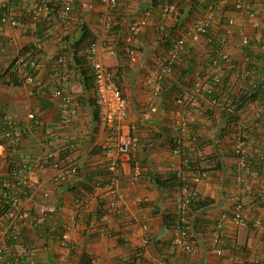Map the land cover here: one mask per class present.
Returning <instances> with one entry per match:
<instances>
[{
	"label": "crops",
	"instance_id": "0c3cea01",
	"mask_svg": "<svg viewBox=\"0 0 264 264\" xmlns=\"http://www.w3.org/2000/svg\"><path fill=\"white\" fill-rule=\"evenodd\" d=\"M6 1L0 0V4ZM38 1L15 0L16 5L13 4L10 8L16 15L19 26L11 28L0 25V73L8 67L23 47L27 44L34 45L31 24ZM85 1L94 4L95 9L89 10L76 4V10L74 9L76 16L71 18L72 22H65L67 26L63 19L59 21L56 18L46 27L43 23L50 18L42 19L37 25V33L42 40V51L38 55L37 80L45 89L44 95L30 96L26 85L19 87L4 85L0 79V112L6 111L18 122H23L29 112L40 109L37 114L39 123L30 122L31 127L24 142V151L31 159L41 155L47 142L46 134L50 131L54 132L53 138L62 149L70 146L73 141L78 145L70 153V157L80 165L78 177L68 184L47 183L42 186L45 175L52 172L44 170L45 174L41 172L32 178V186L35 188L32 193L35 194L32 198L24 200L28 212L37 211L42 206L38 190L43 187L42 192L47 191L50 194L47 206H54L57 209L51 220L53 229L62 226L63 232L66 226L70 225L69 218L76 209L75 203L83 200L78 214L79 221L70 231L75 242V247L71 251L60 244L63 233L52 237L51 234H39L33 224L26 225L25 241L36 249V263L81 264V258L85 253L94 264L112 262L130 264L135 255L141 253L142 257L152 264H264V199L260 196L264 189V100L261 97L249 102L246 109L238 114V122L246 124L243 139L250 165L246 168L239 166V159L233 154L232 147L235 142L232 144L229 139L232 130L226 125L228 115L224 111L213 109L205 95L193 101V87L192 91L190 90V86L193 85L192 76L182 79L185 84L181 82L184 96H188L184 104H178L175 95L165 96L164 91L155 101L153 108L145 110L149 91L148 77L158 70L159 62L167 54V47L156 27L158 22L160 23L157 15L155 17L158 20L152 19L148 26L132 38L131 44L139 53L138 62L131 64L128 60L121 59L117 52L110 53L109 49L113 48L114 41L117 40V36L111 32L107 33L105 52L100 54L104 63L117 75L119 85L128 101L129 114L124 132L127 133L130 127H135L139 139V149L135 158L123 164L117 182V192L123 199L120 212H112L109 208V186L98 189L90 181V177H94L99 169L108 165L107 159L101 154V145L108 142L112 132L99 122L93 99V87L92 84H88L93 83V80L85 81L77 71L68 73V69L67 74L55 79L57 75L51 74L54 67L53 58L62 45L60 42L64 33L72 32L76 33V36L80 34L75 21L88 26L97 38L95 41H98L105 32L104 19L107 17L116 26L118 39L125 40L128 44V28L136 19L144 17L153 0H118L117 6L108 10L99 3V0ZM200 1L202 3V0ZM253 2L256 14H250L252 11L245 14L235 11L233 7L230 10L228 7V12H225L227 20L231 18L237 20L231 34L226 32L228 27L222 25V30H225L223 37L229 39V52L235 59L244 58L237 46L241 45L239 28L245 29L249 34L248 45L252 44V54L251 57L248 54L247 56L254 63V73L249 77L251 83L254 80L262 82L264 77V1ZM208 3L205 1L203 5ZM194 4V0H184L179 7L176 21L181 20L183 16L188 17ZM203 5L201 9L204 8ZM220 10L215 13L213 24L222 19ZM181 12L182 17L179 16ZM177 22H167L166 26L177 27ZM217 29L220 30L219 27H214L213 31L218 32ZM214 42L205 38L203 42L191 46L183 56V58L186 56L183 60L184 68L187 69L191 64L190 60L194 59L196 69L200 68L208 79L207 73L210 68L203 60L208 61L207 58L212 53L211 44ZM89 46L86 45L85 48L88 50ZM66 60L68 64L67 57ZM63 68L67 66L62 65ZM90 69L93 70L91 65ZM178 80L177 76L174 81ZM233 83L231 78L228 87L225 86V90L220 92L221 106L240 95V86H233ZM56 86H63L66 92L73 95L77 106L76 114L66 127L60 124L62 110L59 102L49 94ZM251 86L247 83L248 88ZM189 98L191 100L187 101ZM179 111L186 114L189 121V129L184 134V137H187L185 143L189 146L191 138L197 136L206 158L207 156L210 158L206 165L212 168L210 179L202 184L199 195L207 206L194 207L189 215L190 239L192 237L191 241L196 248L194 253H187L174 244L177 216L173 190L157 183L158 178H163L170 168L180 161V157L172 154L168 143L169 139L180 134L175 126V114ZM7 161L6 150L0 144V172L6 171ZM217 161H220L221 168L216 167ZM135 165L141 169V175L137 180L133 178ZM102 175L106 176V180L109 178L105 173ZM100 202L105 204L106 216L102 217L103 219L95 217ZM239 202L244 204L250 226L246 229L238 228L228 216L219 229L222 239L218 247L222 253L218 254L213 245L217 225L223 214L232 215ZM258 219L262 220L263 224L254 227L253 223ZM4 249L5 256H11L13 252L11 246L7 245Z\"/></svg>",
	"mask_w": 264,
	"mask_h": 264
},
{
	"label": "built area",
	"instance_id": "2783aa9c",
	"mask_svg": "<svg viewBox=\"0 0 264 264\" xmlns=\"http://www.w3.org/2000/svg\"><path fill=\"white\" fill-rule=\"evenodd\" d=\"M10 5L14 4L15 0H10ZM165 5H162L160 23L157 24V30H162L166 26V23L173 21L177 22L178 8L181 0H164ZM9 0L5 2L7 4ZM64 9L62 11L61 18L65 20L70 19V13L74 10L75 4L94 10L95 5L85 0H62ZM99 3L107 10L117 6L118 0H99ZM230 2L222 0L221 4L227 6ZM11 7V6H10ZM236 9L249 8V4L244 0H237L235 2ZM215 6H210L205 16H200L192 21H187L186 25L181 26L179 37L173 42L170 50L166 56L159 62L158 70L152 72L148 77V89L147 98L145 102V110H151L155 104V101L161 96L163 91V82L173 75L175 70V64L182 57V54L186 52V45L188 42L198 43L201 41L203 36L208 30L210 20L214 17ZM54 13V7L51 4V0H39L37 6L33 12L32 17V34H33V48L41 49L42 40L37 33L38 23L48 18ZM151 11L145 12L144 17L136 19L130 26L129 36L127 41L129 44L132 43V38L136 36L143 28L148 26L150 23ZM180 23L181 20H179ZM167 23V24H168ZM184 23V24H185ZM236 19L231 18L229 20L230 25H235ZM0 24L2 26H9L11 28H17L19 21L16 15L10 8L9 14L4 15L1 18ZM104 33L100 36L98 41H94L89 46L88 59L93 67L94 76V87H93V99L97 110L100 124L109 129L112 132V136L109 137L107 143L101 145L102 156L107 159V167L112 170V186H109L110 203L109 208L112 212H120L123 204V199L117 192V182L122 171L123 164L127 161L133 160L135 154L139 149V139L136 133L132 134L130 127L129 132H124V126L128 119L129 105L124 95V92L115 79L114 71L109 68L103 61L100 54H103L106 49L107 33L114 28V24L107 17L104 19ZM231 33V31H228ZM242 45H247L250 41L249 34L245 29H240ZM228 38H224L222 48L220 51L210 57L212 64L210 65V73L208 79L211 83H205V76L202 72L197 71L194 73V91L215 93L218 91V86L222 84V77L225 69L234 73L233 79L240 83L243 87L239 92L240 95L237 97L235 102H226L224 106L217 99L212 98L214 105L218 106L219 109L228 112L229 114H239L241 110H245L246 106L251 100L242 103L240 98L242 95L248 93L247 83L249 76L252 74L251 70L245 68V63L248 62V58H242L243 64L233 60L228 48ZM110 53H116L114 49H109ZM103 52V53H102ZM128 56V62L134 64L138 62L139 53L135 48H126ZM59 63L63 66L66 65V57L59 56ZM222 61L226 68L222 65ZM38 58L36 56L29 57L24 60L20 58L17 62V66L21 67L27 65L30 67L33 73L26 75L25 80L28 84V93L30 96L44 95L45 89L38 83V80L34 73L38 70ZM249 89V88H248ZM250 90V89H249ZM262 92H264V85L262 86ZM52 98L59 102V106L62 110L61 126L66 127L70 124L72 116L77 112V106L74 102V98L69 93H66L65 89L60 86H56L49 93ZM264 94V93H263ZM264 100V98H263ZM182 103V101H180ZM241 106L240 108H238ZM245 108V109H244ZM40 109H34L29 112L24 118L23 122H18L16 118L6 112H0V120L3 123L2 131L0 132V144L5 148L7 154V160H10L12 170L7 171V177L3 180L0 186V209L6 207V215H0V264H37V252L36 249L25 241V226L28 215H32V224L37 228L44 225L47 220L56 213L54 206H47V199H49V193L44 191V186L47 183L55 185L68 184L71 180L75 179L79 175L80 165L79 163L70 157V153L77 148L76 142H72L70 146L62 149L56 140H54V132H49L47 135V142L44 144L43 151L40 156L31 159L24 151V142L26 134L30 130V122L37 121V114ZM239 117V115H238ZM175 126L179 131L178 137L182 142L187 137H184L187 130L189 129L188 120L184 113L181 111L175 114ZM246 124L242 121L236 123L235 130L230 134L229 139L234 143L232 149L233 154L239 159V166L242 168L249 167L248 151L245 147L244 142V131ZM189 142V150L195 152L198 148L196 143L197 139L195 136L191 138ZM187 146V143H185ZM183 149V148H182ZM180 148L172 149L174 156H180L182 151ZM184 150V149H183ZM199 157L204 160L205 153L199 149ZM188 159H183L178 164L171 167L180 178L181 185L176 193L177 208H176V232L174 236V244L180 249H183L187 253H194L196 248L190 239V227H189V212L191 204L196 201L200 195V188L202 184L210 179V172L207 167L203 169L191 168L188 164ZM51 170L50 175H45L42 182V188L38 190L41 194L42 206L33 214L28 212L24 204L25 199H30L35 193H32L35 188L32 186V178L44 170ZM6 172V171H5ZM141 175L140 167H134V180L139 179ZM96 188L102 189V184H96ZM260 196L264 199V189L260 192ZM83 200L75 203L76 209L74 210L73 216L69 218V226H66L65 232H63L60 239L62 247L67 248L69 251L74 249L75 242L70 235L72 226H76L78 223L79 209L82 208ZM231 217L232 222L241 229L249 227V222L244 211V204L239 202L232 215L223 214L221 221L217 225V230L213 236V245L217 249V253L221 254L222 250L218 248L220 240L222 239L219 231L222 222ZM105 217V216H104ZM103 217V218H104ZM102 218V219H103ZM72 224V225H71ZM262 220H255L253 223L254 227L262 226ZM25 229V230H24ZM11 243V245H10ZM11 246L13 252L11 256H5V246ZM94 264V263H93ZM109 264H119V262H112ZM130 264H152L151 261L146 260L139 253L135 255L134 259L130 261Z\"/></svg>",
	"mask_w": 264,
	"mask_h": 264
},
{
	"label": "trees",
	"instance_id": "16d2710c",
	"mask_svg": "<svg viewBox=\"0 0 264 264\" xmlns=\"http://www.w3.org/2000/svg\"><path fill=\"white\" fill-rule=\"evenodd\" d=\"M183 1L184 0L180 1L179 5H178L179 7L181 6V3H183ZM194 1H195V4L191 7L190 15H188V17L183 16L182 15L183 12L180 13L179 16L180 17L183 16V18L181 19L182 23H180V21H179L180 19H178V22L176 23L178 25L177 27L165 26L164 29L158 30V32L161 34V36L163 38V41H164L163 43L167 47V51H169L171 46H172L173 41L178 36V29L181 28L182 24L186 25L189 21H192L195 18H198L200 16H205L206 11H208L209 7L213 5V6H215V8H214L215 12L214 13H216V12L218 13L219 10L222 9V10H220V12L222 13V16H221L222 19L219 20V22L216 24L212 23L213 19L210 20L209 25L207 27L208 30H207L206 34L203 36V39L207 38V39H210L212 42L215 41L214 43L211 44L212 54L215 55L220 51L221 46H222L221 42L224 38L223 35L225 33V30H222V25L227 26L228 29H232L234 27L233 25L229 24L230 19L227 20L228 17L225 16L226 15L225 12H228V7L230 8V10H232L231 9L232 6H225L224 7L223 4H221L222 0H202V3H201V1L199 2V0H194ZM205 1L209 2L208 5H203ZM256 1H258V0H256ZM10 2L11 1L9 0V2H7V4H5V3L0 4V21L4 15L9 14L10 6H11ZM254 2L250 3V6H249V8H247V10L252 11L254 14H256L255 8H253ZM261 2H262V0H261ZM51 4L54 7V13L51 16H48V18H50V19L46 20L43 23L44 27H46L47 24L49 22H51L52 19H54V18L58 19L59 21L61 19H63V18H61L62 11L64 9V4H63L62 0H51ZM14 5H16V3H14ZM162 5L163 6L165 5L164 0H153L152 1L150 8L146 9V11H145V12L151 11L150 21L152 19H157L155 17L156 15L158 16V19H160V21H161V18H160L161 12L160 11H161ZM202 5L204 8L201 9L200 7ZM75 7H76V4H75ZM75 7H74V9H75ZM219 7H220V9H219ZM178 10H179V8H178ZM200 10H201V12H200ZM73 11L70 13V19L69 20L63 19V23L65 25L67 24L65 22H69V23L72 22L71 18L72 17L74 18L76 16V12L74 11V13H73ZM179 16H178V18H179ZM48 18H46V19H48ZM186 21H187V23H185ZM75 22H76V26L79 28L78 33H80V34L76 36V33L67 32V30H65V32H67V33H64V36L60 42L62 45L60 46V48L57 52V55L53 58V61H52V64L54 65V67H53V70H51V74L54 76L57 75V77L55 78V79H57V78H61L62 76H64V74H67L66 69H68V71H69L68 73H70L71 71H77L78 74L85 81L92 79L93 83L88 82V84H92V87H94V76H92L93 70L90 69L91 63H90L89 59L86 58L87 54L89 53V48L87 50L85 47H86V45H90L97 38H96L95 34L93 33V31L88 26H86V25L84 26V24L79 22V21H75ZM64 24H63V27H64ZM214 27H219L220 30L217 29L218 32H216L215 30L213 31ZM128 29H130V27ZM110 32H111V34L117 36V40H115L114 41L115 44H113L114 51H116L118 53V55H119V57H121V59H123L124 61L125 60L127 61L128 56L126 53V48L131 47V48H135L136 50H137V48L133 44H129V43L126 44L125 40L123 41L121 39L120 40L118 39V35H117L118 30H116V26H114L113 30L111 29ZM226 32H227V30H226ZM218 34H219V36H216ZM239 36L241 38L240 34H239ZM107 40H108V38H107ZM237 46L241 50V53L243 56L245 55V51H246V55L248 54L251 57L252 44L250 46L249 45L248 46L237 45ZM81 50L83 52H81ZM41 51H42L41 49L33 48V45H30V44H27L25 47H23L19 51V53L14 57V59L8 65V67H6L0 73V79H2L1 80L2 83L4 85H11L14 87H19V86H23V85L28 86V84L25 80V77H26V75L31 74L33 72L30 69V67L27 65H23L21 67H18L17 62L20 60V58H24V60L28 59L29 57H34V56H36L38 58V55L40 54ZM83 53H85L86 55H84ZM59 56H66L67 57V59H68V64H66L67 68L62 69V65L58 61ZM249 56H247L248 60H249V64H246L247 68L254 65V63H252ZM188 58H191V57L188 56ZM231 58L235 59L233 56H231ZM252 58H253V56H252ZM184 59H186V56L184 58L182 57L181 59L178 60V62L175 64V70L173 71V76L167 78L163 82V92L165 91L164 92L165 96H172L174 94L180 93V96H178V95H175V96L179 99L180 98L184 99V95H185L184 87L181 86V82H182V84H185V83H184V80H182V79H185L186 77H189V76H193L194 72L196 71L195 60L191 59L190 60L191 64L186 69V68H184L185 66L183 65ZM208 63H209L208 64L209 66L212 64L211 59L208 60ZM221 63L223 65L226 62L222 61ZM38 69H39V64H38ZM190 71H191V74H189ZM34 75L36 76V78L38 77V70L36 71V73H34ZM177 76H178L179 80H178V82H175L174 80L177 78ZM114 77H115L116 81L118 82L117 75H115ZM262 79H263L262 82H260L258 80H256V81L254 80L252 83H251V79L248 80V83H250V85H252V86H251V88H249L250 90L247 88L248 93L245 95H242V97L240 98V101L242 100V103H245V101H247V100L256 101L258 98H261V97L264 98V94L262 96L260 95L262 92V89H261L262 85H264V77ZM171 83H174V84H171ZM225 86L228 87L227 83ZM191 89H192V85L190 86V90ZM223 90H225L224 87L219 88L217 92H219V91L221 92ZM175 92H178V93H175ZM220 92L217 94V97H216L217 99H218V96L221 95ZM66 93H68V92H66ZM211 94H214V93H211ZM71 96H72V98H74L73 95H71ZM207 96H209V94ZM74 102H75V100H74ZM240 107L241 106H239L238 108H240ZM228 116H229V118H227V119L230 120L231 123H233V122L236 123L238 117L235 114H229ZM2 126H3V123L0 120V132L2 131L1 130ZM136 131H137L136 128L134 130L131 129L132 134L136 133ZM180 140H182V139L179 137H172L171 139L168 140L169 146L171 148L170 149L171 152H172V149H174V148H180V150L183 148L184 150L182 149L180 156H178V157H180V161L187 158L189 161L188 164L190 165L191 168H194L195 170L203 169L204 167H207L206 164L210 158H208V156H207V158L202 160L198 155L199 151H200L199 149L203 150L201 145L200 144L198 145L199 149H197L195 152L194 151L191 152L189 150V146H185L184 141L182 142V144H178ZM187 150H189V151H187ZM10 160L11 159H8V161H7L6 168H5L6 172H4V171L0 172V186H1V183L3 182V180L7 177V171L10 172L12 170L13 164L10 165ZM216 167L221 168L220 161H217ZM206 169H208L209 172L211 173L212 168L207 167ZM100 170L103 172H101ZM79 171H80V169H79ZM104 173L109 176V178L107 180L105 178L106 176L102 175ZM112 177H113L112 176V170L108 169L105 166L104 168L99 169V171L94 174V177L93 176L90 177L91 178L90 181H92V183H94V186L96 184H102V187L112 186V184H111L112 183ZM157 183L166 189H172L173 190L174 200H175V204H176V208H177L176 193L179 190V187L181 185V181H180V178H178L177 173L170 168V171H168V173L165 174L163 176V178H158ZM90 191H91V189H90ZM104 206H105V204L103 202L99 203V206L95 212V217L97 219H100L104 216V214L106 212ZM190 206H191V208H190V211H191L194 207L204 208L207 205H206L205 201H201L200 197H198V199L196 201H193ZM31 213L33 214V212H31ZM0 215H2V216L6 215V207H3L0 209ZM53 215L47 220V222L44 225L37 227V231L39 232V234H41V233L51 234L50 236L54 237V236H56V234H62L63 233L64 228L62 226H60L58 228L56 227L57 229L56 228L53 229V225L51 224V220L54 217ZM189 215H190V212H189ZM26 228L27 227L25 226V229ZM191 239H192V237H191ZM10 245H11V243H10ZM80 263L81 264H93L92 259L85 253L82 256Z\"/></svg>",
	"mask_w": 264,
	"mask_h": 264
},
{
	"label": "clouds",
	"instance_id": "9594fccd",
	"mask_svg": "<svg viewBox=\"0 0 264 264\" xmlns=\"http://www.w3.org/2000/svg\"><path fill=\"white\" fill-rule=\"evenodd\" d=\"M227 1H229L230 3L227 5V6H232L233 7V9H235V11H238V12H244L245 14H247V13H249L250 11L249 10H247V8H243V9H236V7H235V2L237 1V0H234V1H231V0H227ZM245 2H247L248 4H249V6H250V3L251 2H253V0H244ZM250 14H253V12H251ZM233 19H235V18H233ZM237 24V23H236ZM236 24L235 25H233V26H236ZM182 28H180V29H178V36L177 37H179V33H180V30H181ZM240 29H243V28H239V31H240ZM228 31H231V33H232V29H227V33L228 34H231V33H229ZM240 34V33H239ZM233 35H234V33H233ZM177 37L175 38V40L177 39ZM225 39L227 38V37H224ZM224 38H223V40H222V42H221V45H222V43H224ZM174 40V41H175ZM173 41V42H174ZM228 41H229V39H228ZM200 42H203V38L201 39V41ZM200 42H198V43H200ZM198 43H192V42H188L187 43V45H186V52L185 53H183L182 54V57L185 55V54H187V51H188V49L189 48H191V46H194V45H196V44H198ZM249 43H250V41H249ZM248 43V44H249ZM173 44V43H172ZM230 44V43H229ZM229 44H228V46H229ZM247 44V45H248ZM241 45H242V41H241ZM247 45H244V46H247ZM243 46V45H242ZM221 48H222V46H221ZM229 50V49H228ZM168 52V51H167ZM213 54L211 53L210 55H209V57L207 58L208 60L210 59V57L212 56ZM166 56V55H165ZM181 57V58H182ZM244 57L245 58H248L247 57V55H244ZM180 58V59H181ZM233 59V58H232ZM233 60H235V61H237V62H239V63H241V64H243V67H244V62L242 61V59H233ZM203 61H206V63H208V61L207 60H203ZM209 64V63H208ZM246 64H249V61L248 62H246L245 63V68H247V66H246ZM223 66H224V68H226L225 67V65L223 64ZM209 68H210V66H209ZM248 70H251V75L250 76H252L253 75V73H254V68H253V66H250L249 68H247ZM197 71H200V72H202V74H203V76H204V72L199 68V69H196V71L195 72H197ZM194 72V73H195ZM208 73H210V71L208 72ZM208 73H207V75H208ZM173 76V75H172ZM171 76V77H172ZM193 76H194V74H193ZM193 76H192V80H193ZM249 76V77H250ZM234 77V73L233 72H230L228 69H225V72L223 73V77H222V84L220 85V86H218V89L219 88H223V87H225V85H226V83L228 84V81L231 79V78H233ZM208 80H210V78L209 79H206L205 80V83H211V82H209ZM233 86H240L242 89H243V87L240 85V83H238V82H236L234 79H233ZM192 87H193V94H194V97H192V99H193V101L195 100V99H198V97H200V96H206L207 97V99L209 100V103H210V105L213 107V109H215V110H217V111H223V109H219L218 108V106H216V105H214L213 104V102H212V98H215V99H217L216 97H217V94L220 92H215L214 94H210V93H208V92H199V93H195V91H194V81H193V85H192ZM240 88V89H241ZM241 91V90H240ZM162 93H163V91H162ZM209 94V96H207ZM161 96H162V94H161ZM186 97H188V96H184V99H182V98H178V100H177V102H178V104H184L185 103V98ZM177 98V97H176ZM220 98L221 97H219L218 96V102L219 103H221V101H220ZM237 99V97L234 99V100H231V101H228V102H231V103H233V102H235V100ZM188 100H191V98H189V99H187V101ZM180 101H182V103H180ZM221 105H222V103H221ZM225 113H227L228 115H229V113L228 112H226V111H224ZM185 116H186V114H185ZM236 116L238 117V115L236 114ZM229 117V116H228ZM186 118H187V116H186ZM187 120H188V118H187ZM239 121V117H238V119H237V121H236V123ZM236 123H231L230 122V120H228L227 122H226V125H228L229 127H231V130H232V132L231 133H233V131L235 130V127H236ZM188 124H189V121H188ZM225 124V123H224ZM222 136H223V134H221ZM220 135V136H221ZM196 137V139H197V136H195ZM219 139H220V137H219ZM196 143H197V145H199V143H198V141H196ZM203 152H204V150H203ZM205 153V152H204ZM205 158H206V153H205ZM204 158V159H205ZM108 215V214H107ZM104 216H106L105 214H104ZM103 216V217H104ZM248 220V219H247ZM249 226H250V223H249Z\"/></svg>",
	"mask_w": 264,
	"mask_h": 264
},
{
	"label": "water",
	"instance_id": "95a60500",
	"mask_svg": "<svg viewBox=\"0 0 264 264\" xmlns=\"http://www.w3.org/2000/svg\"><path fill=\"white\" fill-rule=\"evenodd\" d=\"M26 225L31 226L32 225V215H29L26 220Z\"/></svg>",
	"mask_w": 264,
	"mask_h": 264
},
{
	"label": "rangeland",
	"instance_id": "374dc122",
	"mask_svg": "<svg viewBox=\"0 0 264 264\" xmlns=\"http://www.w3.org/2000/svg\"><path fill=\"white\" fill-rule=\"evenodd\" d=\"M175 93H178V92H175ZM174 95H178V96H180V93H178V94H174Z\"/></svg>",
	"mask_w": 264,
	"mask_h": 264
}]
</instances>
